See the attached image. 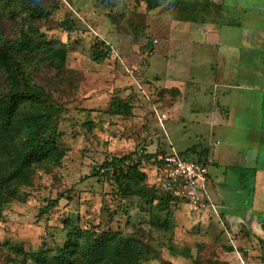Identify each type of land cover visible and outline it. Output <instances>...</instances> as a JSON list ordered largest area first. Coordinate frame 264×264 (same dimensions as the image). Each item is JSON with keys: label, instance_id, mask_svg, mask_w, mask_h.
<instances>
[{"label": "rangeland", "instance_id": "1", "mask_svg": "<svg viewBox=\"0 0 264 264\" xmlns=\"http://www.w3.org/2000/svg\"><path fill=\"white\" fill-rule=\"evenodd\" d=\"M37 3L52 14L33 22V27L48 42L64 44L67 51L62 72L34 61L27 70L60 109L54 138L62 157L40 167L31 185L0 203V264H45L32 256L42 250L48 251L47 264H57L58 251L74 228L143 240L151 252L141 264H238L212 210L200 213L185 201L147 202L120 193L110 176L91 177L113 157L142 151L185 153L191 148L198 152L199 146L208 147L211 120L204 106L208 96L202 86H195L188 89L194 92L181 97L179 84L190 80L193 70L179 64L180 50L173 39L176 20L168 2L153 11L145 0ZM220 12L209 9L199 22ZM23 22L5 17L0 46L32 26ZM94 48L107 51L108 58L96 59ZM182 53L198 58L196 49L193 56L190 49ZM184 62L190 67V61ZM6 89L0 77V92ZM119 103L128 110L116 113ZM199 116L202 120L193 122ZM183 157L198 162L201 156L190 152ZM210 168L211 173L216 170ZM140 171L146 175L145 183L157 190L156 167L146 164ZM157 193L165 196L163 191ZM55 200L58 206L42 214ZM157 217L169 218L167 227Z\"/></svg>", "mask_w": 264, "mask_h": 264}, {"label": "crops", "instance_id": "2", "mask_svg": "<svg viewBox=\"0 0 264 264\" xmlns=\"http://www.w3.org/2000/svg\"><path fill=\"white\" fill-rule=\"evenodd\" d=\"M208 1L222 7L221 15L174 21L178 63L193 70L179 90L183 97L202 86L208 96V147L197 154L207 161L212 211L231 252L235 245L248 264H264V0ZM188 49H196L197 60L182 53Z\"/></svg>", "mask_w": 264, "mask_h": 264}, {"label": "trees", "instance_id": "3", "mask_svg": "<svg viewBox=\"0 0 264 264\" xmlns=\"http://www.w3.org/2000/svg\"><path fill=\"white\" fill-rule=\"evenodd\" d=\"M149 10H155L162 3L168 2V10L175 20L200 21V15L209 9L221 11L220 5L208 0H145ZM52 12L40 6L37 0H0V24L5 17L17 19L32 25L27 30H20L18 37L5 40L0 46V77L6 82V91L0 92V203L8 202L25 185H31L35 171L40 167L58 162L62 151L54 134L57 130L56 119L60 109L56 106L52 95L46 89L34 83L27 70L34 62H44L58 72H62L66 64V47L59 41L48 42L46 36L33 22L49 19ZM25 15V17H24ZM93 54L98 60L108 58L107 51L94 48ZM116 113L122 114L127 109L123 104L116 105ZM194 152L191 148L183 156ZM157 152L149 154L145 151L132 153L124 157H113L96 168L91 177L104 179L111 177L124 195H133L147 202L159 200V205L171 200L180 201L170 194L160 197L163 191L160 181L157 190L149 187L146 175L140 171L141 166L151 164L156 167ZM199 163L207 165L201 157ZM59 200L52 201L42 214L58 206ZM167 227L169 218H155ZM153 222V221H152ZM158 225L159 223H153ZM232 250V249H231ZM150 248L143 240L133 236L102 233L74 228L68 239L58 251L57 264H141L150 255ZM48 251L33 254L40 263L47 264Z\"/></svg>", "mask_w": 264, "mask_h": 264}, {"label": "built area", "instance_id": "4", "mask_svg": "<svg viewBox=\"0 0 264 264\" xmlns=\"http://www.w3.org/2000/svg\"><path fill=\"white\" fill-rule=\"evenodd\" d=\"M161 122L167 120V115L161 116ZM220 142H217L219 144ZM156 173L163 192L189 203L200 213L216 210L209 196V168L199 162L182 158L178 152L167 155L160 154L157 158ZM216 212V211H215ZM234 242L236 237L231 236ZM238 264H248L243 254L234 245ZM250 252L249 249L245 250Z\"/></svg>", "mask_w": 264, "mask_h": 264}]
</instances>
